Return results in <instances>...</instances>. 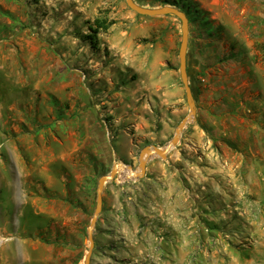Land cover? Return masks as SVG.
Returning a JSON list of instances; mask_svg holds the SVG:
<instances>
[{"label": "rangeland", "instance_id": "1", "mask_svg": "<svg viewBox=\"0 0 264 264\" xmlns=\"http://www.w3.org/2000/svg\"><path fill=\"white\" fill-rule=\"evenodd\" d=\"M135 1L186 12L196 114L144 176L105 183L90 264H207L195 235L217 181L244 177L239 215L264 226V0ZM96 18L112 21L97 49L81 36ZM180 39L176 16L125 0H0V264L84 262L99 177L137 170L188 113Z\"/></svg>", "mask_w": 264, "mask_h": 264}, {"label": "crops", "instance_id": "2", "mask_svg": "<svg viewBox=\"0 0 264 264\" xmlns=\"http://www.w3.org/2000/svg\"><path fill=\"white\" fill-rule=\"evenodd\" d=\"M248 177L247 175L246 178ZM239 178L228 179V182L232 181V185L226 189H224L225 186L219 184L220 181H217L218 189H215V186L210 188L208 184L210 189L203 191L208 195V202L205 207H201V214L204 218L198 223V229L203 232L195 235V242L202 246L201 251L206 247V243L211 247L210 254L204 250L206 252L201 256L204 261H208L207 264H264V226L260 222H248L239 215V210L252 194L245 184V178ZM206 187V183L202 184L201 190ZM255 194L256 197L264 195V176L258 177L257 190L254 189ZM237 199L240 202H236ZM218 200L221 201L218 203ZM184 202L179 208L184 211L180 214L182 216L188 212L187 199ZM197 202H195L196 210ZM183 230L180 228L182 234L185 233ZM182 234L179 233L180 239L183 238L181 240L190 239V236L184 234L183 237Z\"/></svg>", "mask_w": 264, "mask_h": 264}, {"label": "water", "instance_id": "3", "mask_svg": "<svg viewBox=\"0 0 264 264\" xmlns=\"http://www.w3.org/2000/svg\"><path fill=\"white\" fill-rule=\"evenodd\" d=\"M126 5L133 11L138 14L148 15V16H159V15H174L181 22V39L180 45L178 49V57H179V74L181 81L185 90L186 102L188 105V113L184 116V118L178 123L175 128V133L169 143L163 147L157 146H144L139 153L138 158V168L136 170V175L131 177H142L146 173V163L148 158L151 155H158L162 158L166 157L168 151L179 141L182 130L188 120L193 118L196 114V105L195 98L193 95V88L190 85V80L187 71V46H188V37H189V19L186 15V12L171 6V5H163L160 7H147L137 3L135 0H125ZM122 162L117 161L112 165L111 170L107 174H103L98 179V184L96 188V205L92 217L90 219L89 225L87 227V238L89 241V249L85 255L84 262L82 264H90L92 250L94 247V237L93 232L95 229V225L97 222L98 215L102 209V191L104 185L108 181H113L116 179V176L119 172V165Z\"/></svg>", "mask_w": 264, "mask_h": 264}, {"label": "trees", "instance_id": "4", "mask_svg": "<svg viewBox=\"0 0 264 264\" xmlns=\"http://www.w3.org/2000/svg\"><path fill=\"white\" fill-rule=\"evenodd\" d=\"M112 23V21H107L105 19H98L96 18L94 20V26H91L89 27L90 29V33L88 34H84V35H81L82 38L86 41H88V43H90V45L97 49L98 48V42H97V39H96V35L99 31H105L109 25Z\"/></svg>", "mask_w": 264, "mask_h": 264}, {"label": "bare ground", "instance_id": "5", "mask_svg": "<svg viewBox=\"0 0 264 264\" xmlns=\"http://www.w3.org/2000/svg\"><path fill=\"white\" fill-rule=\"evenodd\" d=\"M119 172H124L127 176H135L136 175V170H133L131 168H128L125 166L123 163L119 165ZM4 247L1 248L3 250Z\"/></svg>", "mask_w": 264, "mask_h": 264}]
</instances>
